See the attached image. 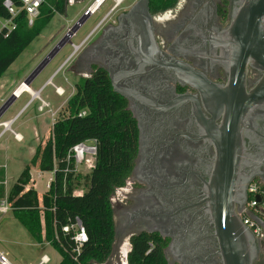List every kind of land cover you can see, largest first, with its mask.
<instances>
[{
    "label": "flooded vegetation",
    "instance_id": "obj_1",
    "mask_svg": "<svg viewBox=\"0 0 264 264\" xmlns=\"http://www.w3.org/2000/svg\"><path fill=\"white\" fill-rule=\"evenodd\" d=\"M62 1L66 13L69 3L86 0ZM137 1L120 0L108 9L65 64L66 71L77 77L73 94L78 84L101 70L113 92L124 100V110L136 130L130 172L114 190L121 193V199L111 200L114 240L125 238L130 245L135 235H156L166 241L167 264H221L205 193L216 151L205 138L204 118H211L208 110L215 111L201 92L200 82L194 78L191 83L186 71H180L189 68L215 86H227L230 76L223 66L228 59L223 33L233 0H177L161 12H154L151 0H144L147 17L130 20L126 15ZM261 78L260 71L247 67L245 96H252ZM263 109L262 104L256 105L255 130L252 133L246 127L243 134L245 153L257 156L254 162L261 174L251 181L261 182ZM216 115L219 124L222 116ZM250 182L239 184L247 200ZM262 230L259 237L252 232L251 264H264Z\"/></svg>",
    "mask_w": 264,
    "mask_h": 264
},
{
    "label": "trees",
    "instance_id": "obj_2",
    "mask_svg": "<svg viewBox=\"0 0 264 264\" xmlns=\"http://www.w3.org/2000/svg\"><path fill=\"white\" fill-rule=\"evenodd\" d=\"M177 0H151L154 12L172 7ZM20 5V0H12ZM0 0V19L9 16ZM63 14L62 0H44L32 25L26 13L14 18L15 29L7 37L0 34V77L19 54L39 35L56 14ZM124 100L113 92L102 71L78 84L52 125L42 136L34 153L7 193L13 217L36 243H48L60 255L57 264H105L112 252L114 221L111 196L123 185L135 155L136 130ZM85 110V114L78 113ZM96 140L95 163L90 172L81 174L67 163L69 149L78 142ZM53 172L48 189L38 193L32 188L30 170ZM81 191L74 194V191ZM78 218L87 239L75 251L73 230L62 227ZM166 241L144 233L130 240L127 264H167Z\"/></svg>",
    "mask_w": 264,
    "mask_h": 264
},
{
    "label": "water",
    "instance_id": "obj_3",
    "mask_svg": "<svg viewBox=\"0 0 264 264\" xmlns=\"http://www.w3.org/2000/svg\"><path fill=\"white\" fill-rule=\"evenodd\" d=\"M146 10V2L139 0L126 17L130 20L138 19L139 15L146 18ZM89 15L91 10L87 9L67 30L65 36L54 44L34 68L29 78L24 80L25 84L29 85L60 48L66 42H70V40L65 41L64 37L70 33L75 34ZM98 25L90 30L86 35L87 38ZM223 34V43L228 54V59L223 66L230 76L227 86L224 88L215 86L204 76L189 68L178 71L183 74L186 71L191 83L194 78L200 82L201 92L215 111L208 110L212 116L210 119L204 118L205 138L213 144L216 151L205 193L207 212L213 223L220 262L221 264H251L254 257L252 243L255 237L242 223L238 214L247 200L245 189L243 190L239 184L240 182L248 183L253 177L261 176L259 164L254 162L257 156L245 153L243 134L246 127L252 133L255 130V121L258 116H253V112L256 105L262 104L264 108V0H233L229 12V23ZM70 44L73 47V43L70 42ZM77 47L73 48L61 66L72 57ZM248 66L262 73V78L254 88L252 96L244 95V80ZM198 86L195 85L197 88ZM6 105L7 103L0 108V116ZM219 112L222 120L221 123L216 124V114ZM261 115L264 116V109ZM245 116L246 122H244ZM262 134L264 136V132ZM250 158L252 160L249 161ZM260 159L264 160V155L258 158ZM261 180L264 183V175ZM256 199L259 200L258 197ZM253 219L264 228V222L261 219L257 217Z\"/></svg>",
    "mask_w": 264,
    "mask_h": 264
},
{
    "label": "rangeland",
    "instance_id": "obj_4",
    "mask_svg": "<svg viewBox=\"0 0 264 264\" xmlns=\"http://www.w3.org/2000/svg\"><path fill=\"white\" fill-rule=\"evenodd\" d=\"M93 1L69 3L65 15L56 13L39 35L30 42L0 77V108L7 103L0 120L15 116L11 129L22 137L20 141H16L9 132L0 137V179L5 180V185L0 184V200L7 198L8 189L6 187L16 180L32 156L36 144L51 127L54 116L63 110L66 101L74 92L77 77L66 71V63L61 66L73 50L70 42L78 44L82 37L106 13L112 5V1L106 0L98 11L89 15L78 27L75 34L70 33L64 37L65 41L70 40V42H66L29 83L33 91H38L44 82L56 72L51 81L54 85L64 89L61 95L55 93L51 84L45 85L38 96L47 105L39 110L40 98L37 97L30 101L31 96L26 91L17 98H12V93L21 82L29 78L56 39L65 36L67 30L91 6ZM78 169L81 173L87 172L83 166L78 167ZM31 171L32 186L38 193H44L47 190L46 183L50 177H53V173H39L34 168ZM118 199H121V193L115 191L111 200L116 203ZM113 244V250L105 264H127L126 256L130 250L128 240L117 237ZM0 252L11 264H37L42 254L49 257V262L44 264H55L56 260L59 259L54 248L48 244L36 243L30 237L13 217L11 210L5 214H0Z\"/></svg>",
    "mask_w": 264,
    "mask_h": 264
},
{
    "label": "built area",
    "instance_id": "obj_5",
    "mask_svg": "<svg viewBox=\"0 0 264 264\" xmlns=\"http://www.w3.org/2000/svg\"><path fill=\"white\" fill-rule=\"evenodd\" d=\"M94 1L97 2L98 0H94ZM105 1L106 0H102L99 3V5L93 11H91V13L98 11L99 8L105 3ZM43 2L44 0H20V5L16 6L12 2V0H3L2 4L7 10L9 16L7 18L0 19V34H2L3 37H7L11 33V31L15 29L16 25L14 22V18L17 16V14L21 10L26 13L27 24L29 26L32 25L33 20L37 17L39 13V8L43 4ZM113 2L114 3L109 8V11L116 6L119 0H113ZM104 16L97 22L96 25L101 23ZM86 39H87V36H85L78 44L73 43V48L78 46L76 48L78 49L79 46L82 45L86 41ZM51 85L53 86L55 93L59 95L58 87L60 86L54 85L53 83ZM44 86L42 85L40 87V91L42 90ZM46 105L47 103L41 100V105L39 106L38 109L42 110L43 106H46ZM84 114H85V110H81L78 113L79 116H82ZM13 119L14 118L10 120H6V121H0V126H2L5 129V123L11 122ZM8 130L12 131L10 127H8ZM14 138L18 139L17 133L14 134ZM95 155H96V140L94 138L86 139L84 141L78 142L77 144L73 145L67 153V156H66L67 163L69 162V160H73V168L72 169L66 168V170H71L74 172L81 173L78 167L83 166V168L87 172L81 173V174H86L90 172L95 163ZM51 179L52 177L49 178V181L46 183L47 189L49 187V183ZM80 193L81 191H78V190L74 191V194H80ZM248 195H249V198L246 204L241 208L239 215L241 216L242 223L246 225L247 227H249L255 236L259 237L262 235L263 230L260 224L255 219H253V217H257L264 222V183L261 182L260 180L251 181L248 185ZM256 197H258L259 200H257ZM9 210L11 209H10L9 203L7 202L6 198L1 199L0 200V214H5ZM69 229L73 230L72 239L75 243V251H78L81 244L84 243L87 239L85 230L83 226L81 225L78 218H75L72 224L62 227V231L64 232H67ZM4 261H6V259L4 258L3 254L0 253V264H4ZM48 261H49V257L46 254H42L37 264H44V263H47Z\"/></svg>",
    "mask_w": 264,
    "mask_h": 264
},
{
    "label": "bare ground",
    "instance_id": "obj_6",
    "mask_svg": "<svg viewBox=\"0 0 264 264\" xmlns=\"http://www.w3.org/2000/svg\"><path fill=\"white\" fill-rule=\"evenodd\" d=\"M102 0H98L97 2L96 1H94L93 3H92V6L89 8V10H91V11H93L98 5H99V3L101 2ZM120 1V0H119ZM65 35V34H64ZM47 84H52L51 83V80L49 81V82H47ZM24 91H26V92H28L29 93V95L31 96V98H30V101L32 100V99H34V98H37V97H39L38 95H39V91H33L31 88H30V86L29 85H27V84H25L24 82H21L18 86H17V88L13 91V93H12V95H13V97H18L22 92H24ZM58 92H59V95H61L63 92H62V88L61 87H58ZM12 97V98H13ZM29 101V102H30ZM10 124H11V122H6L5 123V129H8V127L10 126ZM17 137H18V139H16L17 141H20L21 139H22V137H21V135L19 134V133H17ZM4 264H9L7 261H4Z\"/></svg>",
    "mask_w": 264,
    "mask_h": 264
},
{
    "label": "crops",
    "instance_id": "obj_7",
    "mask_svg": "<svg viewBox=\"0 0 264 264\" xmlns=\"http://www.w3.org/2000/svg\"><path fill=\"white\" fill-rule=\"evenodd\" d=\"M94 13H95V12H94ZM94 13H93V14H94ZM92 28H93V27H92ZM92 28H91V29H92ZM91 29H90V30H91ZM89 32H90V31H89ZM89 32H88V33H89ZM88 33H86V34L82 37V39H83ZM82 39H81V40H82ZM81 40H80V41H81ZM32 90H33V89H32ZM14 117H15V116H14ZM14 117H11V118H9V119L0 120V121L10 120V119H12V118H14ZM13 121H14V119L11 121V124H10V126H9L10 129H11V125H12ZM0 128H1V129H0V137H1L2 135H4L6 132H9V133L12 134V136H13V138H14V134L17 133V132H15V131H13L12 129H11L12 131H10V130H8V129H4L2 126H0ZM14 139H15V138H14ZM15 140H16V139H15ZM16 141H17V140H16ZM38 142H39V141H38ZM37 144H38V143H37ZM37 144H36V145H37ZM35 147H36V146H35ZM34 150H35V148H34ZM33 153H34V151H33ZM32 155H33V154H32ZM30 158H31V157H30ZM32 169H33V168H32ZM32 169H31V170H32ZM0 170H1V168H0ZM31 170H30V177H31V180H32V176H31V172H32V171H31ZM38 172H39V173H42V171H38ZM50 178H51V177H50ZM14 182H15V181H14ZM14 182H13V183H14ZM13 183H12V184H13ZM0 184L5 185V180H1V179H0ZM12 184L9 185V186H7V187L5 186V187L9 190L10 187L12 186ZM32 187H33V186H32ZM33 188H34V187H33ZM8 190H7V191H8ZM46 244H48V243H43L42 245H46ZM48 246H50V245L48 244ZM0 253H1V252H0ZM58 255H59V254H58ZM60 259H61V257H60V255H59V259L56 260L55 264H57V263L60 261ZM48 262H49V261H48ZM8 263H9V262H8ZM9 264H11V263H9Z\"/></svg>",
    "mask_w": 264,
    "mask_h": 264
}]
</instances>
